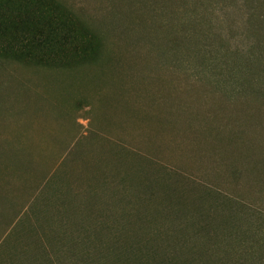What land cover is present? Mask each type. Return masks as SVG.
Masks as SVG:
<instances>
[{
    "label": "rangeland",
    "instance_id": "obj_1",
    "mask_svg": "<svg viewBox=\"0 0 264 264\" xmlns=\"http://www.w3.org/2000/svg\"><path fill=\"white\" fill-rule=\"evenodd\" d=\"M53 1L100 57L15 58L0 19V264H264V0Z\"/></svg>",
    "mask_w": 264,
    "mask_h": 264
},
{
    "label": "trees",
    "instance_id": "obj_2",
    "mask_svg": "<svg viewBox=\"0 0 264 264\" xmlns=\"http://www.w3.org/2000/svg\"><path fill=\"white\" fill-rule=\"evenodd\" d=\"M0 19L4 22L7 21L6 30L12 28L18 31L23 38L17 47L16 44L15 47L12 44L13 47L11 45L8 47L10 52L14 53L15 58L36 59L43 61L42 64L51 66L53 64L50 61L57 57L62 66L67 67L86 61L90 57L93 61L100 57L101 42L99 37L85 23L77 19L74 13L53 0H1ZM21 30L26 32L22 33ZM31 56L37 57L32 58ZM7 240L5 239V242ZM151 240L154 241V239ZM154 246L155 244L145 248L137 241L127 243L124 250L112 252L115 260L112 259L107 264H125V261L122 262V258H126L128 264H136L148 255L146 249L154 253L147 257L153 258L152 261H155V264H162V261L164 264H172L173 259H167V261L163 259L159 262L162 258L159 250L157 252ZM42 254L43 252L39 254L36 251L30 254L31 264H39ZM76 256L77 254L73 251L70 252L68 259L71 263L79 264L78 262L86 259H79Z\"/></svg>",
    "mask_w": 264,
    "mask_h": 264
}]
</instances>
